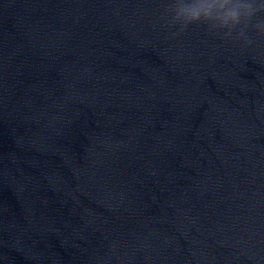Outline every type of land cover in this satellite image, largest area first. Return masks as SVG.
<instances>
[{"label":"water","instance_id":"water-1","mask_svg":"<svg viewBox=\"0 0 264 264\" xmlns=\"http://www.w3.org/2000/svg\"><path fill=\"white\" fill-rule=\"evenodd\" d=\"M166 0H0V264H264V36Z\"/></svg>","mask_w":264,"mask_h":264},{"label":"clouds","instance_id":"clouds-1","mask_svg":"<svg viewBox=\"0 0 264 264\" xmlns=\"http://www.w3.org/2000/svg\"><path fill=\"white\" fill-rule=\"evenodd\" d=\"M164 17L181 32L195 25L245 44L249 31L264 36V0H166Z\"/></svg>","mask_w":264,"mask_h":264}]
</instances>
